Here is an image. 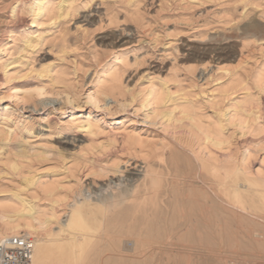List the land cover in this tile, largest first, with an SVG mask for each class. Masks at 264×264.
I'll list each match as a JSON object with an SVG mask.
<instances>
[{"label":"bare ground","instance_id":"6f19581e","mask_svg":"<svg viewBox=\"0 0 264 264\" xmlns=\"http://www.w3.org/2000/svg\"><path fill=\"white\" fill-rule=\"evenodd\" d=\"M212 1L219 5V9L214 10V13L219 15L216 21L219 30L211 33L208 29L200 30L197 32L200 34L196 36L201 37L205 34L210 40L217 36L234 39L233 46L242 45L240 52L245 54V59L236 65L221 64L225 58L216 53L210 61L201 63L203 70H206L209 64L217 66H215L217 72H213L212 78L210 76L211 82H209L213 84L209 88L197 87L194 81L189 85L191 88L187 89L180 84L183 79L177 78V74L171 79L161 76L151 79L149 85L141 91L143 97H141L143 99L141 106L146 108L150 106L151 113L147 115L151 114L154 120L159 119L166 132L172 129V135L166 134L168 139L165 140L163 137L162 139L147 135L143 137L135 127L123 122L119 130L111 134L113 149L108 156L119 154L129 156L120 161L125 168H121L123 165L120 166L119 160L114 161L113 164H103L97 160L98 157L94 162L93 158H90L92 161L90 162L88 157H85L81 164L86 161L84 167L87 166L93 176L86 185L76 173L79 169L78 165L68 166L67 170L74 176L72 178H75V183L65 184L54 176L49 178L38 176L35 179V176L31 175V166L28 170H24L25 164L20 165L19 158L22 160L28 158L26 153L2 158L5 166L0 169V186L9 175L13 180L15 176H21L29 189L25 187V190L20 185L16 190L11 191L9 196L0 199V240L22 233L31 236L34 240L32 264H87L90 261L88 257L90 244L103 241L105 238L102 228L104 223L96 215L101 213L105 216L129 202L145 213L150 203L155 204L154 214L160 219L162 215L165 216L164 213L162 214V207L170 205L173 199L180 201L178 202L181 204L180 211L172 207L167 214L177 221L176 214L179 212L178 216L185 219V222L171 223L172 219H169L172 225L170 227L190 233L199 231L200 223H196L198 219L218 211L220 206H225V209L227 206V209L231 208L233 211L245 214L264 215V157L263 164L255 168L259 160L258 152L263 149L264 144V0ZM82 2V0H0V68L4 67L3 64L6 62H4V53L11 54L17 47L18 40L20 42L24 39L26 47L22 50L33 49L40 45V39L45 40L42 38L43 34L36 40L27 37L34 23L36 25L52 22L58 25L61 21L68 23L74 18L77 19V23H85L81 24V27L97 23L102 26L107 21L119 26L121 21L126 22L129 19L140 23L146 20L145 14L150 8L158 7L157 12L165 10L164 2L167 0H125L122 6L123 20L119 13L106 18L109 12H105L103 17L98 6L79 15ZM205 2V0H180L179 4L187 9L190 6L200 7ZM135 34V31L124 28L119 32L110 33L105 38L110 40V48L113 50L128 43ZM56 39L60 41L57 44L60 48L58 51L65 56L69 42L65 28L58 31ZM172 47L176 49L177 45ZM194 50L195 48L186 49L182 52V56L192 58ZM118 51L117 49L116 52ZM129 57L124 52H120L116 60L129 63ZM175 58L177 59L176 55ZM252 58L254 61L250 62L249 59ZM116 64L118 63L108 64L101 71L95 93L97 99L113 95L112 102L123 106L120 99L115 96L123 95L127 84L124 83L123 75L119 73ZM195 64L187 68L192 75H195L199 68V65ZM46 70L50 72L52 67L43 66L41 69V71ZM179 70L181 71V68ZM2 74L0 73V81L4 80L3 77L9 78L6 70L3 77ZM52 78L63 85L61 92H66L67 100L72 87L68 79L58 72L52 74ZM155 80L159 81L158 85ZM171 80L175 83L174 88L168 84L172 82ZM21 85V87L14 86L16 95L20 90H23V96L30 98L44 94L43 90L27 88L28 83ZM56 104L58 103L54 100L44 103L35 102L33 111H52L56 108ZM210 109L212 112L208 113ZM87 114L88 117L85 118L74 114L69 120V125L65 129H78V132L62 138L61 143L65 149L75 148L83 144L88 137L96 134V122L90 118L91 113ZM20 123L21 119H12V123H7L8 129L4 127L0 129V156L3 155L1 142L12 141ZM26 123L22 122L26 132L29 133L30 127ZM177 129H181V132ZM236 130H240L239 135ZM4 145L8 146V144ZM109 145L110 143H107L101 147L106 149ZM137 158L143 161L141 160L140 163ZM126 170L128 173L125 178L121 176L115 181L111 178L112 175L115 177L117 174H124ZM98 181L105 182L100 184ZM73 187H76V190ZM70 188L74 190L72 196L66 193ZM27 191L30 193L26 195ZM198 191L205 194L204 199L200 197ZM178 204L176 207L179 209ZM126 212L130 211L125 209L122 214L125 215ZM159 219L157 221H160ZM139 242L134 241L133 247ZM197 244L195 241L190 245L198 246Z\"/></svg>","mask_w":264,"mask_h":264},{"label":"rangeland","instance_id":"374dc122","mask_svg":"<svg viewBox=\"0 0 264 264\" xmlns=\"http://www.w3.org/2000/svg\"><path fill=\"white\" fill-rule=\"evenodd\" d=\"M82 1L79 15L98 6L103 17L105 12H109L108 16H105L106 18L119 13L121 20L124 19L122 6L125 0ZM205 1V4L200 5V7L190 6L185 9L184 5L179 4L180 0H167V2H164L165 10L157 12L158 7L150 8L145 14V21L136 23L134 20L129 19L126 22L121 21L119 26L110 24L107 21L102 26L97 23L88 25V27L86 25L81 27V24L85 23H77L76 18L68 23H61V21L58 25H54L52 22L32 24L27 37L36 40L39 39V35L43 34L42 38H45V40L40 39V45L38 44L33 49L26 48L24 50H22L26 47L24 39H21L20 42L18 40L17 47L11 53L12 56L4 53V62H6L3 64L4 67L1 66L2 68H0V73H3L2 77L5 70L9 74V78L3 77L4 80L0 81V129L2 127L8 129L7 123H12V119H21L13 140L1 142L3 155L0 156V169L5 166V161L2 158L16 157L15 154L26 153L28 158H23V160L19 158L20 165L25 164L26 168L23 166L24 170H28L31 166V175H34L35 179L38 176L47 178L54 176V178L62 180L65 184L75 183V178L73 179V175L67 170L68 166L74 164L78 165L79 169L78 172L76 170V173L81 176L84 185H86L87 182L89 183L93 179L90 169L87 166L84 167L86 161L81 164V161L87 157L89 161L90 158H93V162L98 157L97 160L103 164H113L118 162L117 160L120 162L129 157L123 154L108 156L111 149H113L111 134L119 130L118 128L120 125L122 126L123 122L135 127L143 137L168 139V135L173 133V131L171 132L172 129H168L166 132L159 119L154 120L151 114L147 115V113H151V107L141 106L143 100L141 99V91L149 85L151 79L158 76L171 79L177 74V78L183 79H181L180 84L187 89L191 88L189 85L193 84L194 81H196L194 83L197 87L209 88L213 84H210V82L217 66L207 64L209 67L203 70L201 63L210 61L216 53L225 58L221 64L236 65L246 57L245 54L240 52L242 45L233 46L232 40L234 39L217 36L210 40L205 34H202L201 37L196 36L200 34L197 33L200 30L208 29L209 33L219 30L216 26L219 15L214 13L215 9H219V5L212 0ZM27 16L30 18L29 14ZM63 28H65L66 38L69 41L66 47L68 52L65 56L58 51L60 48L57 44L60 41L56 39L58 31ZM84 28L86 29L83 30ZM124 28L135 31V36L128 43L112 50L110 40L105 37ZM198 40L204 41L200 42ZM93 42L94 44H92ZM174 44L177 45L176 49L172 47L175 46ZM191 48L192 50L195 48V53L192 54L193 57H183L182 52ZM117 49L118 52H116ZM120 52L130 56L129 63L119 62V57L116 60ZM249 61H254V58L249 59ZM115 62L118 63L116 66L119 73L123 75L124 83L127 84L124 94L115 96L120 99L123 106L112 102L113 95L102 96L101 99H97L95 93L99 74L106 65H112ZM172 62L176 64L174 65ZM191 64L199 65L195 75H192L187 69L194 66ZM43 66H51L52 71H41ZM174 66L176 67L174 68ZM177 66L181 68V71ZM56 72L64 75L68 79V83L72 85L67 100L66 92H61L63 85L52 78V74ZM171 81L168 84L174 88L175 83L173 80ZM155 82L158 85L159 81L155 80ZM22 83H28L27 88L29 89L43 90L44 94L30 98L23 96V90H20L16 95L14 86L21 87ZM195 89L197 88L195 87ZM131 92H135V94ZM130 93L134 97L136 96V99ZM53 100L58 103L54 110L33 111L35 102L44 103ZM61 106L63 107L61 108ZM211 112V109L208 110V113ZM87 113H91L90 118L96 122V134L91 135L83 144L75 148L65 149L61 143L62 138L65 135H74L78 132V129H65L69 125V120L74 114H77L80 118L88 117ZM22 122H28L26 124L30 127L29 133L26 132ZM179 131L181 132V129ZM236 133L239 135L240 130H236ZM166 134L168 135L166 136ZM106 142L110 145L104 149L101 146L107 144ZM4 144H8V146ZM262 147L263 149L257 155L259 164L257 163L255 168H259L263 164L264 144ZM98 149L101 151L99 152ZM140 158L137 159L141 163L143 159ZM121 162L120 166L123 165L121 168H125ZM81 165L82 167H80ZM127 171L124 174H117L116 178L112 175L111 178L114 181L121 176L125 178ZM26 173L28 175V172ZM12 178L9 175L7 180H4L0 186V199L9 196L12 193L11 191L16 190L20 185L21 188L25 189L26 183L23 177L15 176L14 180ZM105 181H98V183L101 184ZM75 188L74 190H76ZM26 189H29V187H26ZM74 190L70 188L66 193L72 196ZM27 192L26 195L30 193ZM198 193L204 199L205 194L201 191H198ZM178 202L180 203V201L173 199L170 205L162 207V214L164 213L165 216L162 215L160 219L154 214L155 210L153 209H156V205L153 203L147 206L146 213L137 209L131 202L118 207L116 211H111L105 216L98 213L96 217L104 223L102 228L105 238L103 241H95L90 244V251L88 250L90 261L87 264H264V215L245 214L236 210L233 211L229 207L227 209V206L226 209L225 206H220L218 211L214 212L217 216L212 212L211 215L198 219L199 221L197 220L196 223H200L199 231L190 233L182 229L174 230L170 227L172 226L170 225L171 219V223L185 222V219L178 216L179 212L176 214L177 221L170 214H167L172 207L174 210L180 211L181 204H178ZM177 204L180 205L179 209ZM125 209L130 212H126L124 215L122 211ZM158 219L160 221H157ZM134 241L140 242L133 247L132 243ZM195 241L196 244L198 242V246H191L190 244Z\"/></svg>","mask_w":264,"mask_h":264},{"label":"built area","instance_id":"2783aa9c","mask_svg":"<svg viewBox=\"0 0 264 264\" xmlns=\"http://www.w3.org/2000/svg\"><path fill=\"white\" fill-rule=\"evenodd\" d=\"M34 240L26 234L0 240V264H32Z\"/></svg>","mask_w":264,"mask_h":264}]
</instances>
